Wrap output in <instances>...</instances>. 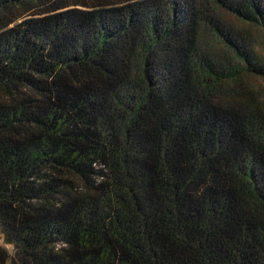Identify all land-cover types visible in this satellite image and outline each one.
I'll use <instances>...</instances> for the list:
<instances>
[{"label":"trees","instance_id":"trees-1","mask_svg":"<svg viewBox=\"0 0 264 264\" xmlns=\"http://www.w3.org/2000/svg\"><path fill=\"white\" fill-rule=\"evenodd\" d=\"M0 230V264H264V0H0Z\"/></svg>","mask_w":264,"mask_h":264},{"label":"clouds","instance_id":"clouds-1","mask_svg":"<svg viewBox=\"0 0 264 264\" xmlns=\"http://www.w3.org/2000/svg\"><path fill=\"white\" fill-rule=\"evenodd\" d=\"M100 181L97 180V183H99ZM3 242V238L0 237V244H2ZM68 247V244L66 242L63 241H58L55 243V247L53 249V253L54 254H63L62 253V249H66ZM9 255V257H14L15 256V249H14V245L9 244L6 246L5 249ZM8 264H11V260H9Z\"/></svg>","mask_w":264,"mask_h":264},{"label":"rangeland","instance_id":"rangeland-1","mask_svg":"<svg viewBox=\"0 0 264 264\" xmlns=\"http://www.w3.org/2000/svg\"><path fill=\"white\" fill-rule=\"evenodd\" d=\"M256 35V34H255ZM254 39H257V35H256V37H254ZM0 232H1V230H0ZM0 237H2V235H1V233H0ZM3 238V237H2ZM2 244H4V242H2ZM2 244H0V245H2Z\"/></svg>","mask_w":264,"mask_h":264}]
</instances>
